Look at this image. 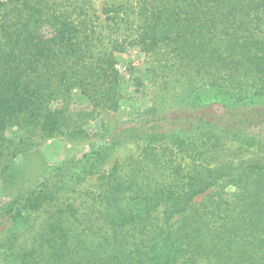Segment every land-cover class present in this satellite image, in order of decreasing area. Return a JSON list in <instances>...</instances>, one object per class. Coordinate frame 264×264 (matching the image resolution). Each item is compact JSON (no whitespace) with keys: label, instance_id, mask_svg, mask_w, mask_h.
<instances>
[{"label":"trees","instance_id":"obj_1","mask_svg":"<svg viewBox=\"0 0 264 264\" xmlns=\"http://www.w3.org/2000/svg\"><path fill=\"white\" fill-rule=\"evenodd\" d=\"M68 2L0 0V183L15 188L0 264H264V0H137L108 48ZM131 51L150 106L95 133ZM57 137L88 149L51 168L40 149ZM129 142L140 152L100 175L94 219L56 205Z\"/></svg>","mask_w":264,"mask_h":264},{"label":"rangeland","instance_id":"obj_2","mask_svg":"<svg viewBox=\"0 0 264 264\" xmlns=\"http://www.w3.org/2000/svg\"><path fill=\"white\" fill-rule=\"evenodd\" d=\"M137 0H69L74 9V17L85 18L88 25L95 31L98 45L103 48H108L111 45V40L119 34L117 28H122L125 21H130L133 16L130 15ZM124 17H129L125 20ZM117 24V27L115 26ZM126 25V24H125ZM127 26V25H126ZM125 27V26H124ZM134 52L124 53L119 56L118 64L116 66L120 78L123 80L125 87H121L123 98L119 101L118 108L115 110H105L100 113L97 120L91 122L89 129L95 133H101L104 125L115 126L117 124L125 123L133 119L140 111L150 106L149 91L145 87L136 88L135 85L129 80L130 62L134 60ZM78 97L75 96V100ZM9 136L14 139L15 135L9 132ZM100 143V142H99ZM85 142H69L61 137L50 138L45 141L40 151L44 156L45 162L51 168L59 165L65 160L72 159L82 155L88 149ZM141 144L138 142H129L117 147L111 153V156L102 164L99 171L86 177L75 188L74 192H66L60 197L57 204L72 203L80 213H88V218L94 219L96 216V209L92 206L90 194L97 191L98 179L102 173H107L110 168L115 165H125L129 162L131 157L139 154ZM35 167V166H34ZM51 171V170H49ZM35 174V168L30 170L29 177ZM15 193V188L0 183V205L9 200ZM201 197H197L199 200ZM54 203V204H55ZM56 205H48L41 208L34 214L28 229L20 234L18 244L26 247L30 240L32 233L39 227L40 223L48 216V213L53 210ZM92 206V207H91ZM184 264H210L201 258L197 259L195 263Z\"/></svg>","mask_w":264,"mask_h":264}]
</instances>
